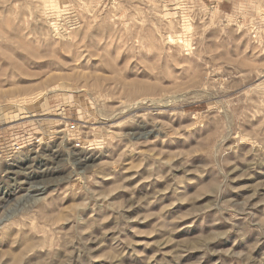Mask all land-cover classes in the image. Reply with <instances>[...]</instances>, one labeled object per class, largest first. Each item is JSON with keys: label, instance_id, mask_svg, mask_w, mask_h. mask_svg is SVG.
I'll return each mask as SVG.
<instances>
[{"label": "rangeland", "instance_id": "1", "mask_svg": "<svg viewBox=\"0 0 264 264\" xmlns=\"http://www.w3.org/2000/svg\"><path fill=\"white\" fill-rule=\"evenodd\" d=\"M0 264H264V0H0Z\"/></svg>", "mask_w": 264, "mask_h": 264}, {"label": "built area", "instance_id": "2", "mask_svg": "<svg viewBox=\"0 0 264 264\" xmlns=\"http://www.w3.org/2000/svg\"><path fill=\"white\" fill-rule=\"evenodd\" d=\"M76 131H77V129H76L75 123H70L68 125L67 130H66V133L69 135L67 137L68 138L67 140L71 141L72 143H75L76 144L75 146H78L79 145V141H78L79 139L73 137V135H72V133H74ZM15 146H16L15 149H20V148H18L20 145H15Z\"/></svg>", "mask_w": 264, "mask_h": 264}, {"label": "bare ground", "instance_id": "3", "mask_svg": "<svg viewBox=\"0 0 264 264\" xmlns=\"http://www.w3.org/2000/svg\"><path fill=\"white\" fill-rule=\"evenodd\" d=\"M67 141V140H66ZM19 148V147H18ZM81 163V162H80Z\"/></svg>", "mask_w": 264, "mask_h": 264}]
</instances>
